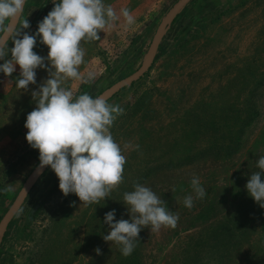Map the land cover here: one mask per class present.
<instances>
[{
  "label": "rangeland",
  "instance_id": "1",
  "mask_svg": "<svg viewBox=\"0 0 264 264\" xmlns=\"http://www.w3.org/2000/svg\"><path fill=\"white\" fill-rule=\"evenodd\" d=\"M179 1L104 0L120 19L100 40L81 43V78L64 86L74 97L95 98L133 75ZM54 6L27 0L17 28L27 19L30 27L22 31L35 34ZM124 8L134 17L131 25ZM34 51L47 57L49 48L38 38ZM19 78V65L11 76L0 73V222L40 164L25 122L37 107L33 92L49 73L37 69V83L26 90L17 87ZM108 103L124 109L110 129L126 157L122 182L99 204H83L74 193H50L58 177L49 167L11 223L0 264H264V208L246 188L264 156V0L193 1L168 29L149 72ZM193 176L206 190L203 199L195 198ZM137 183L179 219L158 232L143 227L134 252L124 257L119 245L103 239L111 230L105 214L115 209L116 220H130L124 194ZM188 195L191 209L184 206Z\"/></svg>",
  "mask_w": 264,
  "mask_h": 264
},
{
  "label": "clouds",
  "instance_id": "2",
  "mask_svg": "<svg viewBox=\"0 0 264 264\" xmlns=\"http://www.w3.org/2000/svg\"><path fill=\"white\" fill-rule=\"evenodd\" d=\"M55 5L38 23L35 34L23 32L30 27L23 21L27 0H0V34L12 36L13 46L0 41V73L11 76L20 67L17 87L26 90L37 83V69H45L49 78L33 92L37 107L26 118V139L33 149L39 150L40 164L37 172L50 166L59 179V188L67 196L76 194L83 204H99L123 180L126 157L110 131L116 119L124 113L119 105L109 104L105 97L88 93L74 97L64 84L69 79H80V66L85 51L82 42L100 40L99 33L120 19L111 5L104 0H52ZM131 25L134 17L129 9L121 10ZM47 45V57L34 51L37 39ZM8 59L7 57H9ZM48 63H45V61ZM94 79L89 74L88 80ZM127 145L126 147H130ZM139 145L135 149H139ZM260 171L251 175L246 188L251 197L264 208V156L257 162ZM191 186L195 198L203 199L206 190L199 177L193 176ZM135 190L124 194V203L130 220H116V210L105 214L110 233L105 241L120 246L124 257L132 255L143 227L151 232L162 227L175 228L179 217L164 206V201L149 187L137 183ZM184 206L191 209L194 197L188 195ZM99 254L101 249L97 248Z\"/></svg>",
  "mask_w": 264,
  "mask_h": 264
},
{
  "label": "water",
  "instance_id": "3",
  "mask_svg": "<svg viewBox=\"0 0 264 264\" xmlns=\"http://www.w3.org/2000/svg\"><path fill=\"white\" fill-rule=\"evenodd\" d=\"M195 0H180L167 14V16L164 18L162 23L160 24L154 39L152 41V44L150 46V49L145 57V60L141 66V68L135 72L133 75L129 76L128 78L118 82L105 92H103L100 96H103L106 98L107 102L112 99L115 95H117L119 92L124 90L125 88L131 86L135 82L139 81L142 77H144L147 72L151 69L157 54L158 50L160 48V45L168 32V29L172 25V23L175 21V19L179 16V14ZM26 6V4H25ZM25 9V7H24ZM23 15V14H22ZM22 17V16H21ZM21 17L19 18L18 21H14L13 23L16 25V28L19 25V22L21 20ZM12 36L4 35L0 37V41L5 42L8 44ZM39 166V165H38ZM32 172V174L29 176L27 179L26 183L22 187L19 195L15 199L14 203L12 206L9 208L5 216L0 222V252L2 248V244L5 238V235L7 233V230L10 226V224L13 222L21 208L23 207L24 203L26 202L28 196L30 195L31 191L39 181L41 177L47 172L50 166H45L44 169L41 172H37V168Z\"/></svg>",
  "mask_w": 264,
  "mask_h": 264
},
{
  "label": "trees",
  "instance_id": "4",
  "mask_svg": "<svg viewBox=\"0 0 264 264\" xmlns=\"http://www.w3.org/2000/svg\"><path fill=\"white\" fill-rule=\"evenodd\" d=\"M179 16H180V14H179ZM179 16L175 19V21L172 23V24H174L175 22H176V20L179 18ZM149 72V71H148ZM147 72V73H148ZM243 122H246V121H243ZM239 124L240 125H242V126H245V124L244 123H240V121H239ZM241 140H240V138L236 141V143H237V146H236V148H235V146H232V152L233 151H236V150H238L239 148H240V146H241ZM193 154H190V156H189V158H192L193 156H192ZM188 156V155H187ZM46 173V172H45ZM58 189H60L59 188V179L57 178L56 180H55V182L52 184V186H51V188H50V193H52V192H55V191H57ZM49 192V191H48ZM48 192L46 193V194H43L42 196H40L38 199H37V201H36V203H35V205H34V207L32 208V210H31V213H30V215H29V219L31 220V221H33L34 219H36L37 217H38V215H39V213H40V211H41V208H42V206L46 203V198L48 197V195L50 194H48ZM28 199V198H27ZM5 216V215H4ZM16 218V217H15ZM11 225V224H10ZM10 227V226H9ZM9 229V228H8ZM8 231V230H7ZM7 234V233H6ZM5 237H6V235H5ZM5 239V238H4ZM0 254H1V252H0Z\"/></svg>",
  "mask_w": 264,
  "mask_h": 264
}]
</instances>
